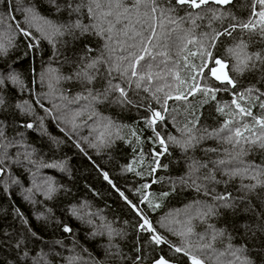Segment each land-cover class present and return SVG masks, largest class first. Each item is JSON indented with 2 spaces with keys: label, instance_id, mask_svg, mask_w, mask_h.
<instances>
[{
  "label": "trees",
  "instance_id": "16d2710c",
  "mask_svg": "<svg viewBox=\"0 0 264 264\" xmlns=\"http://www.w3.org/2000/svg\"><path fill=\"white\" fill-rule=\"evenodd\" d=\"M161 2L162 6H168L167 0ZM67 3L68 0H57L60 5L57 11L50 0H0V45L6 50L0 52V80L3 81L0 83V99L3 100L0 105V132L3 133L0 135V168L3 169L0 172V264H151L161 257L187 264L188 258L176 253L171 246H184L176 233L190 217L196 233H205L209 225L225 230V237L214 245L217 250L226 247L227 237L231 235L232 244L246 245L248 255L257 264H264V232L260 231L264 228V188L244 191L241 185L254 181L239 176L230 180L224 174L226 169L243 168L248 164L264 166V148L243 143L234 147L208 135L219 129L226 119L235 116L236 120H241L235 106L231 105L236 92L258 89L250 97L246 94L240 103L251 107L254 117H264V109L260 107L264 102L261 95L264 93V65L258 63L251 71L235 72L232 69L236 61L228 51L240 40L248 42L249 53L264 51V38L258 32L249 33L237 27L231 36H221L215 41V47L207 48L213 58L228 65L236 82V88L229 85L227 91L223 90L224 84L212 78L209 68L215 64L206 56L202 59L199 42L183 48L172 47L168 69L164 71L166 79L155 80L152 88L155 91L165 83L172 87L157 93L159 103L151 93L133 88L128 92L133 104L117 102L118 92H113L104 103L96 104L95 110L115 127L111 129V142L107 146L93 147L100 131L97 118L89 119L92 110L85 107L87 101L73 103L78 95L87 94L84 85L65 77L77 71L85 45L95 50L90 54L92 57L102 52L107 57L105 40L92 34L81 36L79 30H74L73 34L67 31L64 35L54 34L48 25L32 19L27 11L34 8L39 16L56 25H69L77 19L84 25L92 23L86 9L70 15ZM72 3L75 5L79 0ZM254 3L255 0H235L223 6L222 10L231 15L226 16L223 23L214 22L212 28L219 30L229 24L247 22L253 18ZM174 6L178 17L193 11L186 5ZM256 10L259 11V5ZM145 11L141 8L139 16L134 13L131 22L140 19L143 23ZM197 24L199 27L193 28L192 37L199 41L202 34L211 29L207 18ZM136 26L140 28L139 24ZM181 27L192 26L185 22ZM20 28L31 35L25 36ZM203 43L207 45V39ZM125 54L117 48L112 56L115 59ZM204 62L208 67L197 76L196 82L201 87L220 89L214 100L202 91L187 95L188 86L194 83L191 76ZM191 65H196L197 69L193 70ZM106 69V64L101 65L97 81L88 87L102 91L107 85V79H102L107 77ZM113 75V83L124 86L122 78ZM177 75L179 80L175 78ZM180 81L186 83L180 84ZM178 85L187 99L173 98L165 104V92L175 97L180 94ZM225 105H228L225 114L217 111L218 106ZM150 109L164 116L154 127L165 140L166 152L153 127L147 123L152 118ZM242 122L260 131L252 117H243ZM28 124L32 127H25ZM185 125L192 128L191 134L181 131ZM189 135L198 142L184 147ZM169 136L180 143L169 140ZM157 153L163 154L157 156ZM219 159L231 162L215 168L211 162ZM193 162L208 165L192 171L193 177L200 178L197 184L202 186L201 191H197L189 179ZM209 172L219 183L203 179ZM104 173L108 174L111 184L104 179ZM181 178L187 182H181ZM204 186L210 195H205ZM49 187L54 189L51 198ZM224 193H231L234 208H218L219 214L206 221L195 218L205 210V205L218 203L212 196ZM145 196L148 200L141 203ZM127 201L142 210L155 234L168 243L157 245L151 239L152 232L140 229L141 217ZM157 204L159 207H155ZM171 222L172 226L166 225ZM66 226L70 232L64 231ZM207 264L213 261L207 260Z\"/></svg>",
  "mask_w": 264,
  "mask_h": 264
},
{
  "label": "snow or ice",
  "instance_id": "6c2138e0",
  "mask_svg": "<svg viewBox=\"0 0 264 264\" xmlns=\"http://www.w3.org/2000/svg\"><path fill=\"white\" fill-rule=\"evenodd\" d=\"M232 2L233 0H174L173 4V0H167L168 6L164 7L162 6L161 0H127V2L126 0H79V3L75 5H73L72 0H68L66 7L70 10V15L72 12H80L83 9L87 10L88 16L92 21V23L88 25L82 24L78 19L69 25H56L46 20L44 17L39 16V13L34 8H28L27 11L31 14L32 19L42 20L48 25L54 34L64 35L66 31L69 34H73L74 30H79L81 36L92 34L102 37L105 40L104 47L109 52L107 57H105L103 52L97 57H92L90 54L95 50L89 45H85L84 55L80 57L77 71L72 76L65 77V79L68 80L75 79L84 85V90L87 94L78 95L74 98L73 103L79 100L87 101L85 107L92 110V115L89 119L96 117V123L100 129L99 135L97 136V143L92 146L104 147L111 142V129L114 128L115 125L108 118L102 117L100 113L95 110V105L104 103L113 92L119 93L117 102L121 104H133L135 102L128 96L129 90L133 88L136 90L142 89L145 92L151 93L152 98L159 103L160 98L157 93L164 92L165 88H171L172 86L165 83L162 87H156L155 91H153L152 85L157 79H166L164 71L168 69L172 47L179 46L183 48L187 44L199 42L203 49L202 59L206 56L216 65V67L209 68L211 76L225 85L223 89L225 91L228 90L229 85L233 89L236 88V82L225 71L227 64L219 58H213L212 53L207 51V48L215 47V41L218 40L219 37L224 35L231 36L237 27L249 33L258 32V34L264 38V0H255L252 12V17L254 19L250 18L247 22L239 24H229L227 27H223L219 30L212 28L214 22L219 21L223 23L225 17L231 15L229 12L222 9L223 6L229 5ZM50 3L56 5L57 11H60V5L57 4V0H50ZM174 5H186L188 9L193 11H188L184 17H178L175 15L176 8ZM210 5H219L220 7H208ZM257 5H259V11L256 10ZM141 8L146 9L143 13V17L145 18L143 23H141L140 19L132 23V15L135 13L139 16ZM205 18L208 19V27L211 29V32L203 33L201 40L196 41V39L192 37V30L193 28L199 27L197 21L204 20ZM232 19H235V17H232ZM125 21H127V23H125ZM185 22H190L192 27L183 29L181 25ZM137 24L140 25L139 29L136 26ZM145 24L147 27H144ZM117 25L122 26L117 28ZM17 27L19 28V25H17ZM20 31L25 36L31 35L23 28H20ZM204 39H207V45L203 43ZM129 41H132V43H129ZM113 44L115 46H113ZM137 45H139L138 48ZM31 46L32 45H30V47ZM117 48H119L122 53L126 54L117 56L113 59L112 53H116ZM247 49L248 42L240 40L233 48L228 50L236 61L233 65V71L243 73L246 70H253L258 63L264 65V51L249 53ZM4 51L6 50L3 45H0V52ZM158 57L160 58L159 62H157ZM185 60H187V58H185ZM105 64L107 65V77H102V79H107V85L102 91L88 87V85H92L97 81L100 66ZM205 67H208L207 62L202 63L196 74L191 76V80L194 83L188 86L187 95H193L197 91H202L206 96L210 95L211 99L214 100L216 98V91L220 89L211 86L201 87V85L196 82L197 76L202 74ZM191 68L196 70L197 66L191 65ZM114 73L122 78L124 86L120 83H113V79H115ZM169 74L171 73L169 72ZM175 78L179 80L178 75ZM15 79L16 78L13 77L14 81ZM0 83H3V81L0 80ZM184 83H186V81H180V84ZM177 91L180 92L179 85L177 86ZM254 91L258 92L259 90L249 88L246 89L245 92L234 93L231 105L235 106L236 115L240 116L241 120H236L235 116L226 119L219 129L208 133V135L221 139L225 143H230L234 147L243 143L264 148V117H254L251 107H245L240 103V101L245 99L246 94L250 97ZM187 95L180 92V94L173 97L170 92H165L164 103L166 104L167 100L173 98L176 100H186ZM261 95H264V93H261ZM259 98L260 97L257 96V99ZM2 104L3 100L0 99V105ZM18 107L20 106L18 105ZM225 107H228V105L223 107L218 106L217 111L221 114H225ZM260 107L264 109V102L260 104ZM163 110L166 111L167 109L164 108ZM150 111H152V118L149 119L147 123L150 127H153L155 136L159 138V143L164 146L163 151L166 152L167 147L165 145V140L160 137V133L156 132L154 127L157 120H164V116L161 115L160 111L152 109H150ZM77 115H80V113H77ZM243 117H252L254 125L258 126L260 131L257 132L254 126L243 123ZM25 127L31 128L32 125L28 124L25 125ZM181 131H186L191 134L192 128L185 125V128ZM245 133H249V135H245ZM0 135H3V133L0 132ZM202 138L203 137H201V139ZM168 139L174 143H180L175 137L169 136ZM194 141L198 142L196 137L189 135L184 147L192 146ZM211 151L216 150L212 149ZM162 154L163 153H157L156 155L159 156ZM230 162V160L219 159L211 163L215 168H219V166L227 165ZM0 163H2V161H0ZM156 163L157 167H160L158 160ZM207 167V164H200L198 162H193V165H190L189 179L196 187L197 191H201L202 186L197 184V180L200 178L193 177L192 171ZM153 171H155V169H153ZM0 172H3L2 168H0ZM224 174L227 175L230 180L239 176L242 179L248 178L254 181V183L251 184H242L241 189L244 191L251 192L257 188H264V166L248 164L243 168L226 169ZM104 179L110 184L112 183L107 173H104ZM203 179L219 183V181L215 180V176L212 172H209ZM181 182L187 181L181 178ZM113 187H115V185H113ZM143 187L147 188L148 185H144ZM203 190L205 191V195H210L206 186L203 187ZM53 191L54 189L49 187V198H51V193ZM120 195L127 200L123 192H120ZM163 195L166 196L168 194L164 193ZM212 199L218 203L216 205H205V210L197 213L195 218L206 221L207 218L219 214L217 211L218 208L230 209L235 207L234 198L231 196V193L218 194L212 196ZM147 200L148 197L145 196L144 199L141 200V203ZM127 202L141 217L142 223L139 225L140 229L152 232L153 235L151 239L157 245L168 243L162 236L155 234V229L152 227L148 218L142 214V210L139 209L137 205L132 204L131 201ZM149 206H152L150 202ZM155 207H159V205L157 204ZM192 219L193 218L190 217L184 223L182 230L176 233L181 237L182 241H184V246H171L176 253H183V255L188 258L190 264H207V260H212L213 264H257V262L248 255L249 249L246 245L236 246L231 243V235L227 237L229 243L226 247L223 250H217L214 245L218 239L225 237V230L217 229L214 225H209L205 233H196L194 231ZM64 231L70 232L71 229L66 226ZM260 231L264 232V228H261ZM255 235L256 233L253 232V236ZM201 257H206L207 259H202ZM155 264H169V261L161 257L159 260L155 261Z\"/></svg>",
  "mask_w": 264,
  "mask_h": 264
},
{
  "label": "water",
  "instance_id": "95a60500",
  "mask_svg": "<svg viewBox=\"0 0 264 264\" xmlns=\"http://www.w3.org/2000/svg\"><path fill=\"white\" fill-rule=\"evenodd\" d=\"M235 0H233V2H234ZM214 67H216V65L214 66ZM225 71L228 73V75L231 77V75H230V72H229V68H228V65H227V68L225 69ZM214 80H215V78L214 77H212ZM216 82H218V83H220L219 81H217V80H215ZM221 84V83H220ZM166 259V258H165ZM167 260V259H166ZM169 261V260H168ZM151 264H155V262L154 263H151ZM169 264H179V263H175V262H172V261H169ZM187 264H190V262L189 263H187Z\"/></svg>",
  "mask_w": 264,
  "mask_h": 264
},
{
  "label": "rangeland",
  "instance_id": "374dc122",
  "mask_svg": "<svg viewBox=\"0 0 264 264\" xmlns=\"http://www.w3.org/2000/svg\"><path fill=\"white\" fill-rule=\"evenodd\" d=\"M172 223H173V222H171V223H169V224H168V223H166V225H168V226H172Z\"/></svg>",
  "mask_w": 264,
  "mask_h": 264
}]
</instances>
